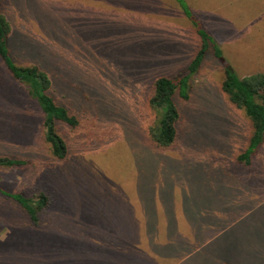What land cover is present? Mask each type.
<instances>
[{
    "label": "rangeland",
    "instance_id": "374dc122",
    "mask_svg": "<svg viewBox=\"0 0 264 264\" xmlns=\"http://www.w3.org/2000/svg\"><path fill=\"white\" fill-rule=\"evenodd\" d=\"M183 1L221 56L207 50L188 99L175 93L179 139L155 150L151 83L183 76L199 43L173 0H0L18 25L8 53L44 65L81 119L51 159L0 65V156L32 161L0 169V190L51 197L31 227L0 195V264H264V143L235 164L251 126L220 90L223 64L264 73V0Z\"/></svg>",
    "mask_w": 264,
    "mask_h": 264
},
{
    "label": "trees",
    "instance_id": "16d2710c",
    "mask_svg": "<svg viewBox=\"0 0 264 264\" xmlns=\"http://www.w3.org/2000/svg\"><path fill=\"white\" fill-rule=\"evenodd\" d=\"M173 1L194 29L199 43L183 76L175 79L158 77L151 83L146 107L152 113L153 119L144 128L143 135L145 143L155 150L168 149L179 139L178 125L181 114L173 101L175 93L181 100L188 99L187 82L200 66L207 50H211L216 58L221 56L212 35L199 24L185 2ZM17 28L18 25L15 29L12 28L4 16V10L0 7V65L10 74L14 84L24 94L30 114L41 129V143L49 157L56 161H65L69 146L62 131L76 132L80 128V115L76 113L79 110L71 109L66 104L58 102L52 95L53 85L55 84L56 90L62 92L61 85L55 80L53 84L51 76L53 78L54 76L44 65L40 66L37 62L20 63L13 54H9L10 40L14 39ZM222 67L223 78L220 90L234 107L243 111L244 117L251 126L247 148L235 158L236 165L246 167L250 164L254 151L264 143V73L238 77L229 66L223 64ZM31 162L0 156V169L21 171L30 166ZM0 195L6 202L14 204L23 212L31 227L38 226L41 221V212L51 200L45 191H38L29 196L27 192L12 194L0 190Z\"/></svg>",
    "mask_w": 264,
    "mask_h": 264
}]
</instances>
